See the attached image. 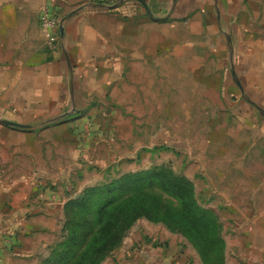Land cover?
<instances>
[{
  "label": "crops",
  "instance_id": "crops-1",
  "mask_svg": "<svg viewBox=\"0 0 264 264\" xmlns=\"http://www.w3.org/2000/svg\"><path fill=\"white\" fill-rule=\"evenodd\" d=\"M120 1L112 11L109 0H0V120L41 122L0 123V264H41L49 254L66 202L81 193L72 188L78 163L101 152L95 122L119 121L122 108L162 98L166 84L179 89L180 73L195 71L210 0H144L153 19L136 0ZM43 6L63 26L53 49L40 29ZM216 162L204 164V187L210 208L221 209L213 211L225 264H264V158L255 169Z\"/></svg>",
  "mask_w": 264,
  "mask_h": 264
},
{
  "label": "rangeland",
  "instance_id": "rangeland-1",
  "mask_svg": "<svg viewBox=\"0 0 264 264\" xmlns=\"http://www.w3.org/2000/svg\"><path fill=\"white\" fill-rule=\"evenodd\" d=\"M208 4L211 33L203 20L205 32L197 34L193 47L195 71L180 73L179 89L165 85L163 97L157 98L163 104H156L152 93L142 97L146 104L127 106L130 112L122 108L119 121L95 122L105 132L101 152L86 154L78 163L81 167L72 188L82 185V192L120 175L165 166L188 178L198 202L215 214L221 209L210 208L204 164L217 160L225 168L236 164L255 169V161L264 158V0H210ZM159 6L153 5V10ZM194 9L192 5L189 11ZM186 59L191 63V56ZM60 236L61 231L42 261L59 251ZM102 264L203 263L186 238L142 219Z\"/></svg>",
  "mask_w": 264,
  "mask_h": 264
},
{
  "label": "trees",
  "instance_id": "trees-1",
  "mask_svg": "<svg viewBox=\"0 0 264 264\" xmlns=\"http://www.w3.org/2000/svg\"><path fill=\"white\" fill-rule=\"evenodd\" d=\"M142 219L162 224L171 233L186 238L203 264H225L226 244L220 220L198 202L188 178L165 166L120 175L68 200L57 243L59 251H52L53 257L41 264H102Z\"/></svg>",
  "mask_w": 264,
  "mask_h": 264
},
{
  "label": "built area",
  "instance_id": "built-area-1",
  "mask_svg": "<svg viewBox=\"0 0 264 264\" xmlns=\"http://www.w3.org/2000/svg\"><path fill=\"white\" fill-rule=\"evenodd\" d=\"M59 25L60 21L53 15L51 8L43 6L40 14V29L50 49L55 47V38H59Z\"/></svg>",
  "mask_w": 264,
  "mask_h": 264
},
{
  "label": "water",
  "instance_id": "water-1",
  "mask_svg": "<svg viewBox=\"0 0 264 264\" xmlns=\"http://www.w3.org/2000/svg\"><path fill=\"white\" fill-rule=\"evenodd\" d=\"M137 2H139L143 9L145 10V13L147 14V16L151 19H153V15L152 13L150 12L146 2L144 0H136ZM122 1H120V3L118 4H114V5H111V6H107L106 8L108 9H114L116 8L117 6H119V4H121ZM73 14V12L71 13V15ZM157 20H160V19H157ZM59 32H60V35L62 36L63 34V26H62V22H60V25H59ZM232 74L235 78V75H234V72L232 70ZM259 111L261 112V114H263V112L259 109ZM67 114H64L62 115L61 117H64L66 116ZM264 115V114H263ZM0 123L5 125V126H9V127H13V128H17V129H20V130H26V129H30V128H33V127H36V126H40L41 123H36V124H19V123H16V122H11V121H5V120H0Z\"/></svg>",
  "mask_w": 264,
  "mask_h": 264
}]
</instances>
